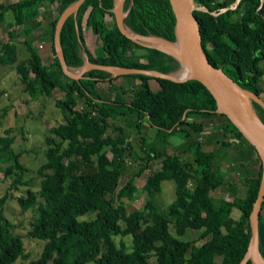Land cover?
<instances>
[{
	"label": "trees",
	"instance_id": "16d2710c",
	"mask_svg": "<svg viewBox=\"0 0 264 264\" xmlns=\"http://www.w3.org/2000/svg\"><path fill=\"white\" fill-rule=\"evenodd\" d=\"M76 1L0 3V22L10 14L9 26L19 28H13L9 40L0 45V65L13 66L23 80L33 74V97L50 96L56 88L65 92L56 101L64 120L50 128L45 139L46 161L37 169L39 190L28 188L26 195L18 197L22 211L35 209L26 236L45 241L41 255L28 264H222L215 260L217 255L238 257L239 264L250 244V215L263 175L257 150L218 111L215 98L197 79L179 82L144 73L114 76L101 69H90L79 78L68 76L57 55L55 30L62 13ZM194 1L204 7L195 14L210 61L242 89L264 100V0ZM114 5L115 0H85L68 16L60 32L67 66L80 68L88 56L92 63L164 74L177 71L180 63L172 55L132 41L116 21L107 25L106 15ZM124 8L128 13L123 23L129 30L176 41L170 0H125ZM87 11L86 25L101 40L94 54L83 33ZM38 29L42 38L51 41L54 57L50 65L43 63L33 44ZM21 35L29 51L25 59H19L18 47L12 42ZM152 78L159 84L156 90L150 85ZM250 104L264 123V108L253 98ZM210 129L219 130L222 137L213 150L206 151L202 134ZM13 131L9 127L0 135V170L5 177H13L0 197V264H14L29 256L23 236L4 214L9 191L27 184L28 169L21 161L22 152L13 147ZM170 135L182 141L174 144ZM131 138L138 140L140 156ZM103 153H111L112 158L99 164ZM130 159L139 161L132 169L134 176L142 175L156 160L161 164L143 186L147 198L142 209L128 210L124 200L134 199L138 191L133 178L118 189L125 170L131 168ZM223 163L229 171L222 168ZM165 180L174 181L176 195L162 208L158 194ZM245 184L246 195L237 196ZM218 189L231 191L233 200L214 196ZM97 203L103 206L98 208ZM234 209L240 211L237 219L232 216ZM92 211L94 218H81ZM188 229L200 233L183 239ZM115 235H131L132 249L123 243L118 247ZM259 250L264 258V202Z\"/></svg>",
	"mask_w": 264,
	"mask_h": 264
},
{
	"label": "rangeland",
	"instance_id": "374dc122",
	"mask_svg": "<svg viewBox=\"0 0 264 264\" xmlns=\"http://www.w3.org/2000/svg\"><path fill=\"white\" fill-rule=\"evenodd\" d=\"M6 0H0L5 2ZM12 1V0H11ZM14 1V0H13ZM118 2V0H116ZM56 9V4L52 5ZM122 6V5H121ZM196 6V5H195ZM199 8L200 6H196ZM204 9V7H201ZM123 13L125 12L124 4L122 7ZM88 11L85 13L83 21V31L85 38L87 39V45L93 50V54L97 48L101 45L100 37L92 33L91 29L86 25V17ZM11 15H7L5 21L0 22V45L9 40V32L15 28L16 31L19 30L18 27H10L9 20ZM106 21L108 26H112L115 21L114 13H108L106 15ZM35 39L33 41L34 46L38 49L40 55L42 56L43 63L50 65L53 62L54 52L51 46L50 40H45L41 37L40 29L37 30L35 34ZM41 37V38H40ZM23 36L13 38L12 42L18 47L19 59H25L29 56V51L23 41ZM74 70V71H73ZM80 68H71L73 73H78ZM176 74V73H175ZM30 74L27 79H22L11 65H0V91L3 90L0 97V118L3 120V125L0 126V135L5 133V129L13 127V135L15 136V141L13 147L16 151L22 152L21 161L27 167L28 171L24 176V181L26 185H19L18 189H12L9 191L8 198L4 205V214L11 221L12 224L16 226L14 231L20 233L23 236V241L25 244L26 252L29 254L26 259H17L14 264H28L31 260L37 259L43 250L44 240L34 239L27 237L26 233L30 228V220L35 214V209H29L27 211H22L18 197L26 195V190L32 189L34 191L39 190L41 177L39 176L37 169L38 167L46 161L45 156V139L49 135V130L53 125L64 120L61 110L56 106V101L63 98L65 92L61 88H56L52 91L50 96H40L33 97V92L36 88V81ZM61 81L66 82L62 77ZM150 85L153 90L159 88V84L155 78L150 79ZM131 93L127 94L128 98ZM255 97L249 94V98ZM152 135V132H150ZM169 140L177 144L182 141V138L178 135L168 136ZM222 134L219 130L210 129L202 134V142L204 149L206 151H211L215 147V142L221 139ZM133 146L135 154L140 156L141 150L138 144V140L130 139ZM157 143H160V139H156ZM189 155V154H188ZM112 158L111 153H103L98 157L97 162L99 164H105ZM131 168L125 170L124 175L120 181V189L129 179L133 178L135 184L138 186V191L135 194L134 199L130 200L124 198L128 210H133L135 208L142 209L144 207L145 200L147 198L146 191L143 186L146 182L148 175L153 171L160 168L161 164L159 161H154L150 163L148 169L140 176H134L132 169H136L139 161L130 159L129 161ZM223 169L229 171V167L223 163ZM232 176L235 173L230 172ZM13 181V177H5L4 173L0 170V197L6 194L8 188ZM247 184L242 185L237 192V196L244 197L247 191ZM176 195V185L172 180H165L162 183V192L158 194V203L162 208H166L169 203L175 199ZM216 197H224L228 200H233L234 194L231 191L218 189L213 192ZM102 203H97V207H102ZM232 216L237 219L240 217V211L234 209ZM95 217V211L88 213L86 216L81 218L92 219ZM200 232L194 229H188L186 234L182 237L183 239H193L199 235ZM114 241L118 247L123 243L127 250L132 249V239L131 235H115ZM199 241L198 243H201ZM238 258V257H237ZM236 259H227L222 255L216 256V261L222 264H236ZM88 264H95L90 262Z\"/></svg>",
	"mask_w": 264,
	"mask_h": 264
},
{
	"label": "water",
	"instance_id": "95a60500",
	"mask_svg": "<svg viewBox=\"0 0 264 264\" xmlns=\"http://www.w3.org/2000/svg\"><path fill=\"white\" fill-rule=\"evenodd\" d=\"M84 1L85 0H77L72 6H70L65 12H63L58 20L55 30V47L57 55L64 72L68 76H70L71 78H79L83 75L84 72L90 69H101L111 72L114 76L128 73H144L155 78L162 77L179 82L187 81L189 79H197L209 90V92L215 98L218 106V111L224 113L239 129L243 136L255 147L262 161L263 175L260 182L258 195L256 200L254 201L253 210L250 215L252 233L250 244L247 252L245 253L239 264H247L249 261H251L252 264H264V258L259 250V220L262 202H264V123L260 120L263 126L262 128H260L253 125L250 121V112L254 113L258 117L250 104L249 94L252 93L242 89L234 80H232V78L223 70V68L214 65L210 61L202 43L200 23L195 14V10L203 8H197L194 0H170L176 20L175 42L180 41L184 47L189 63L191 64L194 71V75L192 77H176L175 73L177 74L180 70L181 62L175 55L140 39V37L151 36H144L135 33L124 26L123 19L127 15L128 11H125L121 15L120 12H118L116 0L113 8V13L116 24L121 33L140 45L153 47L169 55H172L180 63V68L175 72L164 74L149 69L124 68L92 63L89 61L88 56H86L85 64L80 67L78 73H73L71 71V68H69L66 64V60L60 43V32L68 16L71 13H76ZM124 1L125 0H121L122 7ZM242 92L247 93L248 100H245V98L242 96ZM254 96L255 97L251 98L255 99L264 108V100L260 97H257L256 95Z\"/></svg>",
	"mask_w": 264,
	"mask_h": 264
},
{
	"label": "bare ground",
	"instance_id": "6f19581e",
	"mask_svg": "<svg viewBox=\"0 0 264 264\" xmlns=\"http://www.w3.org/2000/svg\"><path fill=\"white\" fill-rule=\"evenodd\" d=\"M122 2L121 0H118L117 2V9L120 14H123L122 10ZM154 36V35H153ZM140 37V39L144 42H147L149 44H152L154 46H157L173 55H175L181 62V68L178 71L177 74H175L178 78H190L194 75L193 68L191 64L189 63V60L187 58L186 52L184 50V47L180 41L177 42H169L167 40H164L162 38L158 37ZM74 71V70H73ZM78 72V71H77ZM242 96L245 98V100H248L247 93L242 92ZM250 121L253 125L262 128V124L260 119L252 112H250Z\"/></svg>",
	"mask_w": 264,
	"mask_h": 264
},
{
	"label": "crops",
	"instance_id": "0c3cea01",
	"mask_svg": "<svg viewBox=\"0 0 264 264\" xmlns=\"http://www.w3.org/2000/svg\"><path fill=\"white\" fill-rule=\"evenodd\" d=\"M13 1V0H12ZM15 1V0H14ZM37 33V30L35 31V34ZM83 33H84V31H83ZM84 37H85V34H84ZM23 39V41H24V37L22 38ZM85 40H86V44L88 43L87 42V39L85 38ZM87 47H88V49L91 51V52H93V50H91V48L89 47V45H87Z\"/></svg>",
	"mask_w": 264,
	"mask_h": 264
},
{
	"label": "flooded vegetation",
	"instance_id": "af4514ba",
	"mask_svg": "<svg viewBox=\"0 0 264 264\" xmlns=\"http://www.w3.org/2000/svg\"><path fill=\"white\" fill-rule=\"evenodd\" d=\"M125 2V1H124Z\"/></svg>",
	"mask_w": 264,
	"mask_h": 264
}]
</instances>
